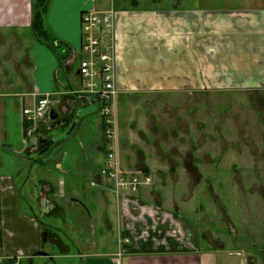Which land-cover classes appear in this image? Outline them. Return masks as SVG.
<instances>
[{
	"label": "crops",
	"instance_id": "crops-1",
	"mask_svg": "<svg viewBox=\"0 0 264 264\" xmlns=\"http://www.w3.org/2000/svg\"><path fill=\"white\" fill-rule=\"evenodd\" d=\"M38 1L0 0V37L16 38L0 41V264H58V258L68 264H202L185 223L187 207L171 204L167 181L203 177L202 159L193 155L183 161L188 170H172L169 154L158 151L161 135H170V104L160 107L162 117L153 101L137 105L145 96L150 103L174 91L182 100L180 115L187 107L183 100L200 104L210 91L264 92V0H53L54 7L49 0L47 35L60 41L64 58L57 55L58 65L50 59L46 66L35 64L21 38L30 32L40 42L32 27ZM112 7L118 11L121 169L153 178L152 185L119 198L92 186L108 183L100 174L104 126L100 103L81 92L83 56L77 52L83 13ZM49 12L59 21L48 24ZM46 44L55 49L54 42ZM46 95L56 118L49 114L30 124L23 110ZM177 121L172 130L191 126ZM32 125L39 129L35 141L26 135ZM44 139L47 145L39 149ZM187 197L183 192L178 202ZM58 223L63 227L52 226ZM43 231L50 243L44 254ZM83 235L89 246L71 252L70 242L80 244ZM122 238L128 242L120 243Z\"/></svg>",
	"mask_w": 264,
	"mask_h": 264
},
{
	"label": "rangeland",
	"instance_id": "rangeland-1",
	"mask_svg": "<svg viewBox=\"0 0 264 264\" xmlns=\"http://www.w3.org/2000/svg\"><path fill=\"white\" fill-rule=\"evenodd\" d=\"M55 2L52 0V7L57 5ZM52 15L49 12L48 24L59 21L53 20ZM80 26L83 40L81 21ZM4 38L0 37V41L9 43L16 39L14 36ZM21 38L22 44L35 58L36 65L48 64L50 59L58 65L57 55L61 60L64 58L63 49L57 48L60 41L55 42L54 37L45 42H54L55 49L36 40L30 32ZM81 47L82 44L78 54H81ZM14 51H11L12 55H17ZM255 94L247 96L241 92L210 91L203 94L200 104L195 99L183 100L187 107L180 115L176 113H179L177 109L182 100L174 91L165 98L152 97L150 103L149 97L145 96L137 105L152 106L153 101L156 113L162 117L160 107L170 104L171 115H165V119H169L170 135L165 138L161 135L158 151L164 150L165 155L169 154L168 165L172 170H188L183 161L191 160L193 155L202 159L200 169L203 177L167 180L168 192L173 197L171 204L181 209L187 207L183 212L185 223L194 232L193 240L200 248L202 264H264V92ZM189 109L193 113H187ZM177 118L182 120L181 124L187 122L191 126L179 132L172 130L180 123ZM31 130L30 140L35 141L39 129L32 125ZM157 165L162 168L161 163ZM183 182L187 183L186 187ZM183 192L188 196L187 200L182 202L179 199L178 202V195ZM24 207L30 209V206ZM41 221L47 226L52 224L47 217H41ZM56 225L52 226L63 227L62 223ZM83 237L79 236L80 244L70 242L71 252L78 253L79 249L89 246ZM49 246L48 242L42 253L49 252ZM67 262L71 261L57 259L58 264ZM35 264L41 263L37 260Z\"/></svg>",
	"mask_w": 264,
	"mask_h": 264
},
{
	"label": "built area",
	"instance_id": "built-area-1",
	"mask_svg": "<svg viewBox=\"0 0 264 264\" xmlns=\"http://www.w3.org/2000/svg\"><path fill=\"white\" fill-rule=\"evenodd\" d=\"M117 22L118 11L113 7L83 13L81 18L83 40L80 50L83 58L79 63V74L83 86L81 92L100 103V115L104 126L106 154L100 174L108 183L99 185L94 182L92 186L107 190L119 198L152 185L153 178L150 175H127L121 169L117 107L120 95L117 83ZM51 105L52 101L46 95L34 108L24 109L23 115L30 124L36 125L47 117ZM32 134L33 130L28 127L26 135L30 137ZM127 242V239H123L120 243Z\"/></svg>",
	"mask_w": 264,
	"mask_h": 264
},
{
	"label": "trees",
	"instance_id": "trees-1",
	"mask_svg": "<svg viewBox=\"0 0 264 264\" xmlns=\"http://www.w3.org/2000/svg\"><path fill=\"white\" fill-rule=\"evenodd\" d=\"M49 0H39L34 5L33 21L32 27L37 39L41 42L46 43L48 40L47 30H46V18L45 14L48 9ZM45 230V229H44Z\"/></svg>",
	"mask_w": 264,
	"mask_h": 264
},
{
	"label": "water",
	"instance_id": "water-1",
	"mask_svg": "<svg viewBox=\"0 0 264 264\" xmlns=\"http://www.w3.org/2000/svg\"><path fill=\"white\" fill-rule=\"evenodd\" d=\"M50 114L52 115V118L55 119L56 118V115H54V111L51 109L50 110ZM46 140H41V144L39 145V149H41L42 147H45L47 145V141L45 142ZM47 240H48V233L46 231H43L42 232V243L43 245H45L47 243ZM44 254V253H42Z\"/></svg>",
	"mask_w": 264,
	"mask_h": 264
},
{
	"label": "flooded vegetation",
	"instance_id": "flooded-vegetation-1",
	"mask_svg": "<svg viewBox=\"0 0 264 264\" xmlns=\"http://www.w3.org/2000/svg\"><path fill=\"white\" fill-rule=\"evenodd\" d=\"M123 239H126V238H122V240H123ZM122 244H123V243H122Z\"/></svg>",
	"mask_w": 264,
	"mask_h": 264
}]
</instances>
